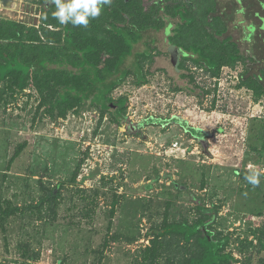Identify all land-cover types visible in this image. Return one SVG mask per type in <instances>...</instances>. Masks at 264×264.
I'll list each match as a JSON object with an SVG mask.
<instances>
[{
  "label": "rangeland",
  "instance_id": "374dc122",
  "mask_svg": "<svg viewBox=\"0 0 264 264\" xmlns=\"http://www.w3.org/2000/svg\"><path fill=\"white\" fill-rule=\"evenodd\" d=\"M19 1L4 16L37 27V0ZM218 7L245 59L216 78L183 59L186 71L177 72L166 53L169 26L147 33L156 41L147 84L129 76L111 94L127 98L118 126L89 103L51 119L31 89L3 96L0 206L17 210L0 220V264H177L196 255V242L159 233L164 222L195 223L198 208L228 239L234 264H264V174L258 187L244 180L264 173V95L255 100L240 87L241 76L264 68V32L254 6L234 16ZM155 237L161 247L148 258Z\"/></svg>",
  "mask_w": 264,
  "mask_h": 264
},
{
  "label": "trees",
  "instance_id": "16d2710c",
  "mask_svg": "<svg viewBox=\"0 0 264 264\" xmlns=\"http://www.w3.org/2000/svg\"><path fill=\"white\" fill-rule=\"evenodd\" d=\"M242 1L251 0H112L87 27H73L60 25L52 16L55 6L50 0H37V27L0 19V100L8 93L31 89L38 97L36 110L51 119H63L89 103L101 113L110 112L111 122L118 126L124 120L127 98L115 100L111 94L129 76L136 86L147 84L144 67L153 63L156 43L147 33L171 27L167 41L183 52V61L216 78L223 66L233 68L246 57L229 35L233 25L229 15L218 7L221 3L224 12L232 8L234 16ZM139 45L142 51L135 50ZM129 59H133L130 67L125 66ZM176 71H186L184 64ZM181 76L193 82L192 76ZM245 76L240 87L251 90L255 100L264 95V68L256 77ZM19 152L17 146L11 161ZM16 210L0 206V220ZM198 210L202 217L195 223L164 222L159 233L160 237H178L185 244L196 242V255L177 264H234L225 252L228 239L217 237L204 211ZM257 242L264 251V232ZM151 245L145 251L148 258L154 256L156 246L161 247L157 237Z\"/></svg>",
  "mask_w": 264,
  "mask_h": 264
},
{
  "label": "clouds",
  "instance_id": "9594fccd",
  "mask_svg": "<svg viewBox=\"0 0 264 264\" xmlns=\"http://www.w3.org/2000/svg\"><path fill=\"white\" fill-rule=\"evenodd\" d=\"M55 6L52 16L62 26L87 27L91 19L101 15L102 8L110 5L112 0H50ZM46 19L47 16L45 15ZM261 171H252L245 175L247 184L258 187L261 183Z\"/></svg>",
  "mask_w": 264,
  "mask_h": 264
},
{
  "label": "crops",
  "instance_id": "0c3cea01",
  "mask_svg": "<svg viewBox=\"0 0 264 264\" xmlns=\"http://www.w3.org/2000/svg\"><path fill=\"white\" fill-rule=\"evenodd\" d=\"M18 3V8H19V5H20V1L19 0H14ZM264 0H251L250 3L248 2H241V4H239V6H237V10L236 11H243L246 12V14L249 15V12L247 13V11H249L250 7L249 6H254L256 9L254 11V14L257 15V17H261V18H264ZM17 8V9H18ZM17 9H9V8H4L1 6V0H0V15L5 17L4 14H7V13H14L16 11H18ZM6 18V17H5ZM258 18L256 20H258ZM39 19V18H38ZM6 20H10V18H6ZM14 21V20H13ZM37 23H38V20H37ZM258 23H259V20H258Z\"/></svg>",
  "mask_w": 264,
  "mask_h": 264
},
{
  "label": "flooded vegetation",
  "instance_id": "af4514ba",
  "mask_svg": "<svg viewBox=\"0 0 264 264\" xmlns=\"http://www.w3.org/2000/svg\"><path fill=\"white\" fill-rule=\"evenodd\" d=\"M261 18V17H259ZM263 21H264V18H261ZM259 20V19H258ZM259 27H258V30L260 31V33L264 32L263 30H260V28L262 27L263 23L259 20ZM248 29H252V30H255L253 24H249ZM168 29H171V27H168ZM259 33V36H261ZM249 35H250V32H249ZM167 42V56H168V59H169V63L175 67V70L177 68V66L179 65V61L181 59L184 58V54L183 52L178 49V48H175L173 45H171L168 41H167V38L165 40Z\"/></svg>",
  "mask_w": 264,
  "mask_h": 264
},
{
  "label": "water",
  "instance_id": "95a60500",
  "mask_svg": "<svg viewBox=\"0 0 264 264\" xmlns=\"http://www.w3.org/2000/svg\"><path fill=\"white\" fill-rule=\"evenodd\" d=\"M1 6L9 9H17L18 3L14 0H1Z\"/></svg>",
  "mask_w": 264,
  "mask_h": 264
},
{
  "label": "built area",
  "instance_id": "2783aa9c",
  "mask_svg": "<svg viewBox=\"0 0 264 264\" xmlns=\"http://www.w3.org/2000/svg\"><path fill=\"white\" fill-rule=\"evenodd\" d=\"M174 146H176V144Z\"/></svg>",
  "mask_w": 264,
  "mask_h": 264
}]
</instances>
